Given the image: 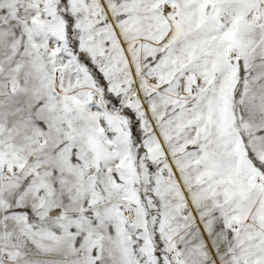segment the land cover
Returning <instances> with one entry per match:
<instances>
[{
	"label": "snow or ice",
	"instance_id": "obj_1",
	"mask_svg": "<svg viewBox=\"0 0 264 264\" xmlns=\"http://www.w3.org/2000/svg\"><path fill=\"white\" fill-rule=\"evenodd\" d=\"M0 264H264V0H0Z\"/></svg>",
	"mask_w": 264,
	"mask_h": 264
}]
</instances>
